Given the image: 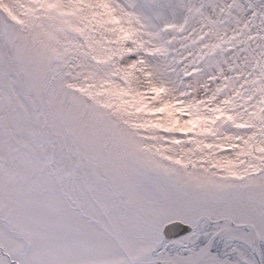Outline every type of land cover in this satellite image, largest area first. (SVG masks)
<instances>
[{"label": "snow or ice", "instance_id": "1", "mask_svg": "<svg viewBox=\"0 0 264 264\" xmlns=\"http://www.w3.org/2000/svg\"><path fill=\"white\" fill-rule=\"evenodd\" d=\"M0 264H264V0H0Z\"/></svg>", "mask_w": 264, "mask_h": 264}]
</instances>
